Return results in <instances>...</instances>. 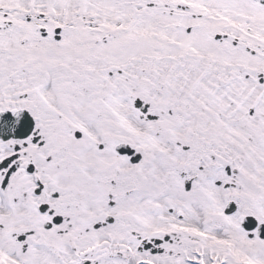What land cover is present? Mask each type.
<instances>
[{
  "label": "snow or ice",
  "instance_id": "snow-or-ice-1",
  "mask_svg": "<svg viewBox=\"0 0 264 264\" xmlns=\"http://www.w3.org/2000/svg\"><path fill=\"white\" fill-rule=\"evenodd\" d=\"M0 264H264V0H0Z\"/></svg>",
  "mask_w": 264,
  "mask_h": 264
}]
</instances>
